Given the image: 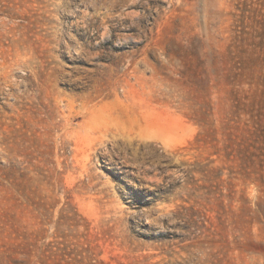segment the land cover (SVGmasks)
<instances>
[{"label": "rangeland", "instance_id": "374dc122", "mask_svg": "<svg viewBox=\"0 0 264 264\" xmlns=\"http://www.w3.org/2000/svg\"><path fill=\"white\" fill-rule=\"evenodd\" d=\"M0 264H264V0H0Z\"/></svg>", "mask_w": 264, "mask_h": 264}]
</instances>
